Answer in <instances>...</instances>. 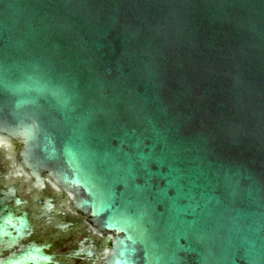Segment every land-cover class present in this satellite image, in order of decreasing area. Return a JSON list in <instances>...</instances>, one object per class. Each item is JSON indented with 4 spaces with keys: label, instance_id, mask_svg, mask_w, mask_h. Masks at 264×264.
<instances>
[{
    "label": "water",
    "instance_id": "obj_1",
    "mask_svg": "<svg viewBox=\"0 0 264 264\" xmlns=\"http://www.w3.org/2000/svg\"><path fill=\"white\" fill-rule=\"evenodd\" d=\"M0 176L72 188L94 264H264V0H0Z\"/></svg>",
    "mask_w": 264,
    "mask_h": 264
},
{
    "label": "flooded vegetation",
    "instance_id": "obj_2",
    "mask_svg": "<svg viewBox=\"0 0 264 264\" xmlns=\"http://www.w3.org/2000/svg\"><path fill=\"white\" fill-rule=\"evenodd\" d=\"M13 189L20 201L14 216L22 218L26 226L19 229L15 242L5 239L0 243V260L43 246V253L51 258L48 264H94L86 252L90 241L95 247L104 236L92 233L88 217L73 210L72 188L54 184L49 176H39L38 183L34 176H19L16 183L11 180L8 185L0 176V209L13 208ZM6 213L8 209L0 211V217ZM110 247L108 237L107 248Z\"/></svg>",
    "mask_w": 264,
    "mask_h": 264
}]
</instances>
